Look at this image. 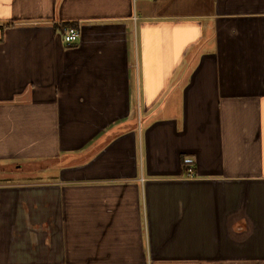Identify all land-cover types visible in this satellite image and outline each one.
Masks as SVG:
<instances>
[{"label":"crops","instance_id":"crops-1","mask_svg":"<svg viewBox=\"0 0 264 264\" xmlns=\"http://www.w3.org/2000/svg\"><path fill=\"white\" fill-rule=\"evenodd\" d=\"M0 264H264V0H0Z\"/></svg>","mask_w":264,"mask_h":264},{"label":"built area","instance_id":"built-area-1","mask_svg":"<svg viewBox=\"0 0 264 264\" xmlns=\"http://www.w3.org/2000/svg\"><path fill=\"white\" fill-rule=\"evenodd\" d=\"M80 39V31L74 27L67 28L64 33V40L68 45L74 44Z\"/></svg>","mask_w":264,"mask_h":264}]
</instances>
